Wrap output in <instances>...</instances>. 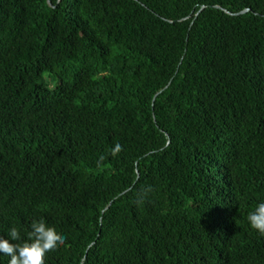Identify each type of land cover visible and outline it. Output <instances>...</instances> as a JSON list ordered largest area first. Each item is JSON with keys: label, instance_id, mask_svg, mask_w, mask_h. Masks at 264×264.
Instances as JSON below:
<instances>
[{"label": "trees", "instance_id": "trees-1", "mask_svg": "<svg viewBox=\"0 0 264 264\" xmlns=\"http://www.w3.org/2000/svg\"><path fill=\"white\" fill-rule=\"evenodd\" d=\"M260 202L264 0H0V236L43 219L45 264H264Z\"/></svg>", "mask_w": 264, "mask_h": 264}, {"label": "clouds", "instance_id": "clouds-1", "mask_svg": "<svg viewBox=\"0 0 264 264\" xmlns=\"http://www.w3.org/2000/svg\"><path fill=\"white\" fill-rule=\"evenodd\" d=\"M122 150V145L117 142L110 154L115 157ZM247 219L251 228L264 235V202L258 203ZM8 236L10 239L0 236V253L10 257L8 264H45V255L65 243V237L46 225L43 219L32 220L31 231L23 241L16 227L10 229Z\"/></svg>", "mask_w": 264, "mask_h": 264}, {"label": "water", "instance_id": "water-1", "mask_svg": "<svg viewBox=\"0 0 264 264\" xmlns=\"http://www.w3.org/2000/svg\"><path fill=\"white\" fill-rule=\"evenodd\" d=\"M49 3H50V0H49ZM226 12H228V13H230V14H233L232 12H230V11H228V10H226V9H224ZM249 9H244V10H242L241 12H239V13H243V12H246V11H248ZM234 14H237V13H234Z\"/></svg>", "mask_w": 264, "mask_h": 264}]
</instances>
